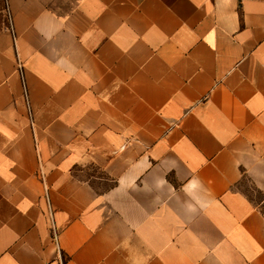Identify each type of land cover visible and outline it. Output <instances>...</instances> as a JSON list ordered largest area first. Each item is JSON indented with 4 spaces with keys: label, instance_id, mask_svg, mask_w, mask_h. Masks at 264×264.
Wrapping results in <instances>:
<instances>
[{
    "label": "crops",
    "instance_id": "1",
    "mask_svg": "<svg viewBox=\"0 0 264 264\" xmlns=\"http://www.w3.org/2000/svg\"><path fill=\"white\" fill-rule=\"evenodd\" d=\"M245 179L264 0H0V264H59L43 184L65 264H264Z\"/></svg>",
    "mask_w": 264,
    "mask_h": 264
},
{
    "label": "built area",
    "instance_id": "2",
    "mask_svg": "<svg viewBox=\"0 0 264 264\" xmlns=\"http://www.w3.org/2000/svg\"><path fill=\"white\" fill-rule=\"evenodd\" d=\"M44 183V182H43ZM44 185V198L46 201V212L45 215L47 217L48 223H49V230L51 235V244L53 245V248L55 250V253L57 255V258L59 260V264H65V258L63 255V251L61 250V247L59 245V238H58V231L56 228L55 218H54V212L50 203L49 194H48V188L45 184Z\"/></svg>",
    "mask_w": 264,
    "mask_h": 264
},
{
    "label": "rangeland",
    "instance_id": "3",
    "mask_svg": "<svg viewBox=\"0 0 264 264\" xmlns=\"http://www.w3.org/2000/svg\"><path fill=\"white\" fill-rule=\"evenodd\" d=\"M240 190L243 191L250 199H252L253 202L258 204L259 208L264 212V198L261 194L257 193L251 182L245 179L240 186Z\"/></svg>",
    "mask_w": 264,
    "mask_h": 264
},
{
    "label": "trees",
    "instance_id": "4",
    "mask_svg": "<svg viewBox=\"0 0 264 264\" xmlns=\"http://www.w3.org/2000/svg\"><path fill=\"white\" fill-rule=\"evenodd\" d=\"M91 170H92V172L93 173H96L98 170H97V168L96 167H92L91 168ZM257 191V190H256ZM257 193H259L258 191H257ZM260 194V193H259ZM249 198V197H248ZM250 199V198H249ZM252 202H253V200L252 199H250ZM253 203H255V202H253ZM256 204V203H255ZM257 205V204H256ZM261 210V209H260ZM261 212L264 214V212L261 210Z\"/></svg>",
    "mask_w": 264,
    "mask_h": 264
},
{
    "label": "bare ground",
    "instance_id": "5",
    "mask_svg": "<svg viewBox=\"0 0 264 264\" xmlns=\"http://www.w3.org/2000/svg\"><path fill=\"white\" fill-rule=\"evenodd\" d=\"M62 250V249H61Z\"/></svg>",
    "mask_w": 264,
    "mask_h": 264
}]
</instances>
